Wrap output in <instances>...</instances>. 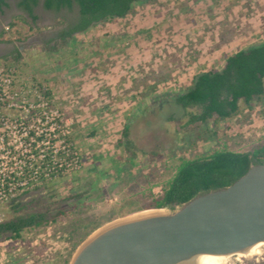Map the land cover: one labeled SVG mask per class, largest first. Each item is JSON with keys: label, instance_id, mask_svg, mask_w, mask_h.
I'll return each instance as SVG.
<instances>
[{"label": "rangeland", "instance_id": "1", "mask_svg": "<svg viewBox=\"0 0 264 264\" xmlns=\"http://www.w3.org/2000/svg\"><path fill=\"white\" fill-rule=\"evenodd\" d=\"M252 1L255 0H153L135 4L125 19L93 25L88 29V33L83 32L87 33L86 35L78 33L69 43L56 50L42 48L45 44L49 47L56 44L55 41H50L55 40L56 33L77 17L76 8L56 13L45 11L39 5L35 10L38 17L35 23H32L14 3L10 2L9 9L3 8L5 14H0L1 29L6 28L8 23L19 16L34 32L23 42L7 44L5 59H0V63L15 67L22 77L33 78L21 79L22 81L34 87L45 85L50 91L63 120L69 125V137L78 155L79 167L68 170L48 188L33 190L5 206L3 222L41 214L47 223L38 228L24 229L17 241L9 239L7 234L2 235L0 264L53 263L58 259V255L63 253L64 241L70 237L73 223L79 220H93L103 224V228L119 220L120 218L106 224L111 218V211H127L129 208L134 210L137 207L133 202L134 198L143 195L145 197L148 193H159L160 187L173 175L176 158L194 157L198 150L208 153L215 148L216 143L219 145L218 149L248 151L264 140V100L262 103L253 101L252 112L242 110L236 122L220 123L216 129L212 122L206 124L207 128L215 129L218 136L194 144L191 154H180L176 148L182 144L183 132L178 128L185 123L186 112L198 110L181 109L172 102L171 95L186 88L190 78L197 71L204 69L174 66L171 59L163 57L165 53L161 50L162 45L166 47L170 32L183 26L184 15L193 11L194 14H207L206 27L209 30L217 24H222L220 20L216 22L215 18L222 15L226 20L227 16L231 15L234 19V29L231 30L235 34L232 33L235 36L240 33L242 37L239 36V40L248 44L245 42L246 33L251 26L256 28L261 21V18L255 19L254 16L264 12V0H256L258 2L255 3ZM252 13L256 14L250 16ZM27 25L20 26L23 33H27ZM199 25L203 27L204 24ZM16 57L19 61L15 63ZM44 60L50 65L57 62L69 65L75 60L81 65L71 71L62 68L61 75L68 77L72 74L74 78L90 76L94 79H41L44 75L39 68ZM113 68H117L119 81H133L132 85H127L126 90L118 92L120 97L112 103L108 98L103 99V95L97 100L85 97L87 105L97 116H82L76 112L78 115L75 117V114L74 118L69 110L82 107L83 101L80 100L84 96L81 92H87L90 96L95 92L93 82H103L105 85L110 79L103 77L113 76ZM182 76L183 78H180ZM134 80H137L136 83ZM110 104L115 109L114 117L104 116ZM121 108L128 111V116L120 117ZM117 117L121 118V122L109 128L106 124H111ZM75 119L79 122L76 127ZM127 122L128 138L144 153L143 156L139 153L134 163L138 165L147 160L149 153H156L154 159L159 161L144 165L142 169L136 166L133 170L136 177L134 183H130V177L125 174H122V179L119 180L117 172L124 162L129 161L117 146L123 124ZM226 126L230 128L229 131L225 130ZM173 153L174 158L171 155ZM148 170L153 173L151 181L143 178ZM89 188L93 193L89 192ZM98 188L102 193L95 195L94 191H98ZM78 196L83 201L76 202ZM86 196L89 197L88 200ZM161 210L170 212L167 209ZM58 211H65L66 217H58ZM142 211H134L131 214ZM92 226L91 224L90 227ZM259 264H264V261Z\"/></svg>", "mask_w": 264, "mask_h": 264}, {"label": "trees", "instance_id": "2", "mask_svg": "<svg viewBox=\"0 0 264 264\" xmlns=\"http://www.w3.org/2000/svg\"><path fill=\"white\" fill-rule=\"evenodd\" d=\"M153 0H42V7L46 11L59 12L62 9L71 11L73 6L78 8V21L76 24L56 33L57 40L53 47L48 44L42 49L56 50L72 39L74 34L83 33L91 26L100 22H110L112 20L125 19L131 13L135 4L149 3ZM39 0L18 1L17 8L24 11L32 23L38 19L33 9L38 5ZM5 0H0V14L3 8H7ZM26 26L22 17L13 19L5 29L0 31V43L11 44L23 42L33 34L34 30L29 27L27 33H23L20 26ZM18 58H14L16 63ZM172 102L183 110L188 108L197 109L198 112H186V121L178 130L183 132L182 144L176 149L179 153L191 154L194 144L199 141H207L218 136L215 130L218 124L227 123L233 119H238L241 112H252V102L262 103L264 100V42L247 47L237 53L227 57L222 69L200 72L192 77L191 83L178 93L171 95ZM243 110V111H242ZM129 122V119H127ZM128 122L123 126L117 146L122 150L128 162L117 169L118 179L122 174L128 175V181L134 183V168L142 169L144 165L154 164L157 160L156 153H149L148 159L136 165L135 159L141 153L136 148L134 142L128 138ZM212 122L214 130L207 128ZM226 131L230 128L226 126ZM216 143L208 153L196 151V156L191 158H176L172 177L160 187L159 193L152 195L148 193L144 197L134 198L137 205L134 210L131 208L124 211L116 209L110 212L109 223L115 219L122 218L134 211L167 209L174 211L193 198L226 188L242 177L248 169L256 164H264V140L252 146L248 151L237 152L225 148L218 149ZM174 158V153L171 154ZM159 157V156H158ZM162 158V156H161ZM157 159V158H156ZM159 162V161H158ZM157 162V163H158ZM164 163V160H162ZM162 163V164H163ZM128 165V167H125ZM125 167V168H124ZM139 172V171H138ZM141 174V173H140ZM153 173L148 170L143 178L151 181ZM134 177V178H133ZM48 181L45 188L51 183ZM89 192L93 193V191ZM95 195L102 193L94 191ZM76 202L83 199L77 197ZM88 200L89 197L86 196ZM65 211H58V217H66ZM44 215L31 214L25 218L15 221H8L0 224V237L8 235L9 239L17 241L21 238L24 229L38 228L46 224ZM93 225L90 227V225ZM103 224L99 221L79 220L73 223L70 229V237L65 242L64 251L58 255V259L53 263L45 264H70L77 249Z\"/></svg>", "mask_w": 264, "mask_h": 264}, {"label": "water", "instance_id": "3", "mask_svg": "<svg viewBox=\"0 0 264 264\" xmlns=\"http://www.w3.org/2000/svg\"><path fill=\"white\" fill-rule=\"evenodd\" d=\"M110 224L88 238L70 264H186L201 255L244 250L264 242V164L174 211Z\"/></svg>", "mask_w": 264, "mask_h": 264}, {"label": "built area", "instance_id": "4", "mask_svg": "<svg viewBox=\"0 0 264 264\" xmlns=\"http://www.w3.org/2000/svg\"><path fill=\"white\" fill-rule=\"evenodd\" d=\"M21 79L28 78L0 63V224L7 204L79 167L55 98Z\"/></svg>", "mask_w": 264, "mask_h": 264}, {"label": "crops", "instance_id": "5", "mask_svg": "<svg viewBox=\"0 0 264 264\" xmlns=\"http://www.w3.org/2000/svg\"><path fill=\"white\" fill-rule=\"evenodd\" d=\"M252 3H255V1L254 2L252 1ZM254 14L256 13H252L250 14V16ZM222 17H223L222 15L219 18H215L213 16L216 22L220 20L222 24L221 25L217 24L213 26V29L209 30L208 27H206L208 24V16L205 12H202V14L199 12L194 14L193 11L190 12L189 14H185L184 15L185 20L183 22V26H181L176 31H171L166 39L167 41L166 47L162 45L163 47H161V50L165 53L163 57L166 56L167 59L169 60L171 59V64L177 67L180 66L182 68L192 67V68L204 69L197 71L196 74H198L200 72L208 71L210 69L218 68V70H220L223 68L225 64V59L227 57L237 53L240 50H244L249 46L264 42V12L257 14L256 17L254 16L255 19L259 18L260 20L261 18V21H259L258 26L256 28L251 26L249 28L250 29L249 32L246 33L247 35L245 42H248V44L244 43V41L239 40L238 37L241 36L240 33H238V35L235 36L233 30H231L232 28L234 29V23H233L234 19H232L231 15H228L226 20L223 19ZM200 23L202 25L204 24L203 27L199 25ZM1 30L3 29L0 28V31ZM86 32L88 33V30ZM87 33H80V34L86 35ZM75 35L76 34L72 36V39ZM54 41L55 43L57 42L56 38L55 40H51L50 42L53 43ZM163 41L165 42V40ZM6 45L7 44L5 43H0V59L3 60L5 59L4 54L6 53L7 50ZM117 64L118 63H116V65ZM80 65L75 60H73V62L70 63L69 65L58 62L53 65H50L47 60H44V63L39 68L41 73L44 75L41 79H94L93 77L91 78L90 76H81L74 78L72 74H70V76L68 77H63L61 75L62 68L64 69L66 68V70L68 69L71 71L72 68L78 67ZM90 66L93 67L95 65H90ZM112 72H115V74L110 78L108 76L103 77L104 79L107 78L110 79L108 82H105V85H103L104 84L103 82H100L102 83V85L100 83L98 84V82H93V86L95 87L94 88L95 92L97 93L92 92L89 96L87 95V92H83V93L81 92V94H83L84 96L81 100L79 99L80 101H83L82 107H76L74 110L70 108L71 110H69L70 111L69 113H71L73 117L75 114L76 117L78 115L77 113H79L82 116H93V117L97 116L94 115L93 113L94 111L92 110V108L91 107L89 108V105H87V101H85L86 99H84L85 97L86 98L91 97V100L93 99L97 100L98 98L102 97L101 95H103V99L108 98L110 103H112L113 100L120 97L118 92L119 93L121 91L123 92V90L127 89V85L129 86L132 85L133 81L131 82L128 80L125 81L118 80L120 78L119 75L117 74V68H113ZM196 74H194L193 76H195ZM192 77L188 82V86L191 83ZM180 78H183V76ZM28 79H33V78L30 77ZM136 81L137 80H134L135 83ZM188 86H186V88ZM114 110H115L114 106H112L111 104L108 105V112L105 113L104 116L110 115L114 117L113 116ZM121 110L122 111L120 113V117L122 115L128 116L129 113L128 111H126V109L121 108ZM119 122H121V118L117 117V119L114 120V122L106 125L110 128V126H112L113 124H118ZM78 123L79 122H76L75 119L74 127H76ZM125 124H123V126ZM108 127L106 128V130H108Z\"/></svg>", "mask_w": 264, "mask_h": 264}, {"label": "bare ground", "instance_id": "6", "mask_svg": "<svg viewBox=\"0 0 264 264\" xmlns=\"http://www.w3.org/2000/svg\"><path fill=\"white\" fill-rule=\"evenodd\" d=\"M162 210L154 211L147 210L138 213H134L126 216L125 218L113 222L118 223L122 220L131 219L138 216L149 215L153 213H161ZM99 233V231L97 232ZM95 233L94 235H96ZM93 235V236H94ZM92 236V237H93ZM264 261V242H258L244 250L237 251L229 254H217V255H201L193 258L186 264H259Z\"/></svg>", "mask_w": 264, "mask_h": 264}, {"label": "flooded vegetation", "instance_id": "7", "mask_svg": "<svg viewBox=\"0 0 264 264\" xmlns=\"http://www.w3.org/2000/svg\"><path fill=\"white\" fill-rule=\"evenodd\" d=\"M6 2H7V4H8V7H7L6 9H9V8H10V1H6ZM13 3H14L15 6H16L17 2H13ZM39 5H41V8L43 9V7H42V1L39 0L38 5L33 9L34 14H35V10L39 7ZM74 8H76V10H77V17H76L72 22H70L69 24H67V25L65 26V28H67L68 26H71V25L76 24L77 21H78V8H77L76 6H73L72 9H71V11H72ZM20 10H21V9H20ZM43 10H44V9H43ZM63 10H65V9H62V10H60V11H63ZM45 11H46V10H45ZM60 11H59V12H60ZM21 12H24V11L21 10ZM53 12H54V11H53ZM57 13H58V12H57ZM1 14H2V15L5 14L4 9H3V11H2ZM65 28H64V29H65ZM61 30H63V29H61ZM61 30H60V31H61Z\"/></svg>", "mask_w": 264, "mask_h": 264}]
</instances>
